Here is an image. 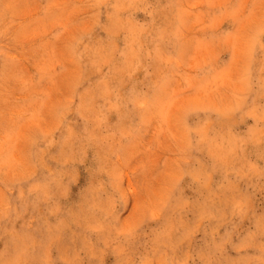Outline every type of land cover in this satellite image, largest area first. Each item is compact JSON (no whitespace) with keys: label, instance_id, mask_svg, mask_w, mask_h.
I'll return each mask as SVG.
<instances>
[{"label":"rangeland","instance_id":"rangeland-1","mask_svg":"<svg viewBox=\"0 0 264 264\" xmlns=\"http://www.w3.org/2000/svg\"><path fill=\"white\" fill-rule=\"evenodd\" d=\"M0 264H264V0H0Z\"/></svg>","mask_w":264,"mask_h":264},{"label":"bare ground","instance_id":"bare-ground-1","mask_svg":"<svg viewBox=\"0 0 264 264\" xmlns=\"http://www.w3.org/2000/svg\"><path fill=\"white\" fill-rule=\"evenodd\" d=\"M41 192V191H40Z\"/></svg>","mask_w":264,"mask_h":264}]
</instances>
